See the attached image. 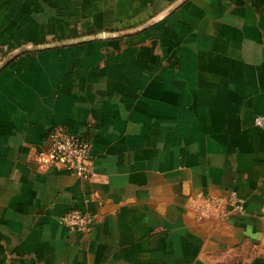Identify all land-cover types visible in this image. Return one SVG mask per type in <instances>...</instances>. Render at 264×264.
Segmentation results:
<instances>
[{"label":"crops","instance_id":"0c3cea01","mask_svg":"<svg viewBox=\"0 0 264 264\" xmlns=\"http://www.w3.org/2000/svg\"><path fill=\"white\" fill-rule=\"evenodd\" d=\"M0 50V264H264V0H0ZM53 126L91 178L37 164Z\"/></svg>","mask_w":264,"mask_h":264},{"label":"built area","instance_id":"2783aa9c","mask_svg":"<svg viewBox=\"0 0 264 264\" xmlns=\"http://www.w3.org/2000/svg\"><path fill=\"white\" fill-rule=\"evenodd\" d=\"M4 58L0 50V62ZM254 125L264 130V116L254 118ZM90 141L81 135L69 132L63 126H53L46 136V147L36 154V162L42 169L57 168L83 179L93 176L90 155ZM197 204L199 217L226 215L224 205L241 209L242 201L235 193L223 198L200 199ZM59 224L71 231H85L93 223L91 215L85 211L71 208L59 217Z\"/></svg>","mask_w":264,"mask_h":264},{"label":"water","instance_id":"95a60500","mask_svg":"<svg viewBox=\"0 0 264 264\" xmlns=\"http://www.w3.org/2000/svg\"><path fill=\"white\" fill-rule=\"evenodd\" d=\"M144 28H146V25H145V26H142V27H139V28H137V29L130 30V31H128L127 33H135V32H138V31L144 29ZM11 57H12V56L10 55L9 58H11ZM9 58H8V57H4V58L2 59V61L0 62V68L4 65V63L6 62V60H8Z\"/></svg>","mask_w":264,"mask_h":264}]
</instances>
